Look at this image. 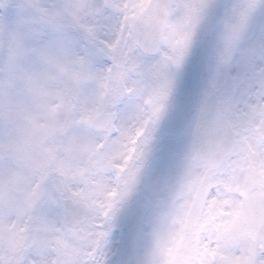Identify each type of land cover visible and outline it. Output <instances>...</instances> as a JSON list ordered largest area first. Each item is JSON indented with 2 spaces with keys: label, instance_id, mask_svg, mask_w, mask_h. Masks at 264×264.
Instances as JSON below:
<instances>
[{
  "label": "snow or ice",
  "instance_id": "6c2138e0",
  "mask_svg": "<svg viewBox=\"0 0 264 264\" xmlns=\"http://www.w3.org/2000/svg\"><path fill=\"white\" fill-rule=\"evenodd\" d=\"M0 264H264V0H0Z\"/></svg>",
  "mask_w": 264,
  "mask_h": 264
}]
</instances>
